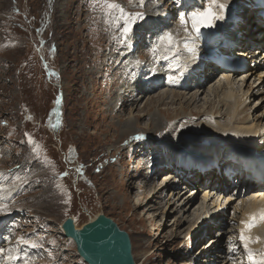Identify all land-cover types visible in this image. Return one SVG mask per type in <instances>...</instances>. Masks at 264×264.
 Returning a JSON list of instances; mask_svg holds the SVG:
<instances>
[{"label": "rangeland", "instance_id": "374dc122", "mask_svg": "<svg viewBox=\"0 0 264 264\" xmlns=\"http://www.w3.org/2000/svg\"><path fill=\"white\" fill-rule=\"evenodd\" d=\"M118 2L128 12L144 13L126 43L105 15L103 0H0V191L6 206L0 215L5 211L14 219L28 212L17 225L15 247L22 237L32 247L30 257L39 252L30 264H87L74 242L64 236L61 223L74 215L82 224L104 212L131 234L138 263L146 258L143 264H190V258H199L193 248H199L198 252L213 256L199 259L198 264H208L207 258L213 264H250L238 238L235 213L240 211L241 218L244 204L255 194L241 202L233 195L241 204L234 203L231 225L225 229L234 256L216 228L207 227L210 238L199 239L200 228L209 220L219 221L214 216L218 210L222 215V209L216 204L226 203V191L201 208L202 194L196 187L190 188L196 198L188 197L175 181L199 173L187 170L186 159L176 164L177 157L191 155V149L181 139H173L180 127L202 138L200 148L210 146L218 136L236 134L232 129L222 132L226 127L221 118L230 109L224 96L233 89L240 94L247 83L237 78L227 84L230 77L222 79L223 74H218L196 90L163 84L152 90L150 84L156 75L165 74L161 60L166 46L161 43L164 51L160 49L159 37L171 32L176 44L185 42L180 15L185 6H190V12L196 3L200 9L207 0ZM166 6L178 9L179 17L175 11L171 21L158 22L157 15ZM16 7L24 23L7 22ZM188 28L191 31L190 21ZM198 37L193 35L188 43ZM157 45L154 57L151 50ZM180 52L175 46L172 56ZM125 85L133 91L126 87L122 92ZM111 94L121 96L119 107H108ZM110 100L113 103L114 98ZM263 114L261 107L250 118L264 120ZM72 148L77 153L73 165L66 159ZM135 162L139 174L132 178ZM156 163L166 164L163 175L155 170L156 174L143 178L141 172ZM216 179L213 188L219 184L218 189H223L224 183ZM15 247L9 248L15 253L8 250L0 255L2 264H18L19 247ZM251 249L257 259L264 255V243Z\"/></svg>", "mask_w": 264, "mask_h": 264}, {"label": "bare ground", "instance_id": "6f19581e", "mask_svg": "<svg viewBox=\"0 0 264 264\" xmlns=\"http://www.w3.org/2000/svg\"><path fill=\"white\" fill-rule=\"evenodd\" d=\"M247 1L248 0H243L241 5H235L236 0H231L229 7H228V10L225 12V18L223 20H217L215 27H213L212 29L202 28L200 36H199L200 38L198 37V40L193 39L191 41V44L187 43V48L184 46L185 45L184 41L179 40V42H177V44L175 43L176 44L175 46H178V48H180V50H181L179 56H177L176 54L174 56H172L173 50H169V45H167L166 43H162L164 46H166L164 48L165 49V51H164V49L161 45V42H159L160 49H162L166 55V57H164V59L161 60V63L164 65L165 73L168 72V78L170 79L172 84H176V85H180V86L183 84H186L189 81L190 76L192 74L197 73V72H189L187 70V67L193 65L195 63V61H197L196 70L199 71L198 68H201L203 66L205 58H200L197 55L198 52H202V51L204 52L207 49L213 47V44H216V43L221 42V41H225L226 36L229 37L232 34H234L238 28H242V26H244V28H245L247 26L248 19L245 20V18H244L245 14L242 13V6L245 5ZM205 6H206V4H205ZM164 15H166V14H164ZM165 21H167V19H165L162 22H165ZM238 23H239V25L236 26ZM260 23H262V22L260 21ZM214 31H215V35L213 34ZM217 32H219L220 35H218ZM175 46L171 45V48L175 49ZM239 52H240V50H239ZM241 53L243 54L244 51L241 50ZM161 58L162 57H160V59ZM177 64L180 65L179 68L176 67ZM209 67L211 68V65ZM181 71H183L182 75H181ZM226 72H229V71H221L220 72V74H223L222 77L224 79H226L227 77L231 78V76H233V74L231 72H229L230 73L229 75H226L225 74ZM263 75H264V71H263ZM245 77H248V75H246ZM199 78H200V76H199ZM230 78L227 80V84L234 81ZM250 78L251 77H248V79H250ZM200 80L202 81V78L198 79L199 83H200ZM220 84H222V83H220ZM125 89L123 88L121 91L122 92L128 91V90L125 91ZM250 89H251V86L249 87V89L246 90V93H248L250 91ZM129 90L133 91L132 89H129ZM117 91H119V90H117ZM246 93L243 92L241 95H239V93H237V90L233 89L231 91H228L224 96V98L226 100L230 101L229 107H228L230 109L227 111L228 116L226 115L227 117L223 116L221 118L222 123L224 122V125L226 127L225 130H224V128L222 129V132L224 134L225 132H230V129H232L236 134L232 135V133H233L232 132V133H230V134L228 133L227 135H224V136H218L219 137L218 139H214V140L211 139L212 144L210 146L204 145L203 148L199 147V143L201 144L202 138L200 139L199 138L200 136H198V135L196 137L197 141L192 142V143L180 138V136H179L180 134H182L183 132H188V130L186 129L187 127H184V128L180 127V129H178V131L175 134H173L174 141L177 142V139H181V141H184V143L187 146H189L191 149V155H188L186 157L178 156L176 159V164H179V163L182 164V160L186 159L187 170H189V169H192L194 167H199L200 165H197L194 163L198 159H201V160H199L200 164L203 165L207 169L209 167L208 163L210 161H215V160H217V158H219L221 151H218V149L222 148L223 150H226V149H224L225 145L227 147H231L233 150H239V151L246 150L248 155L259 154V152H261L263 150L264 128L262 126H258L257 123L264 124V120H260V119H257L255 117L250 118V116H251L250 109L248 108V106L244 107L245 106L244 102L239 101L240 96H243ZM120 94L121 93L119 92V95ZM109 98L110 99L114 98V101H113V103L108 105V107L109 108H117L118 104L121 100V96H119V97L117 96L116 98L110 96ZM110 99H109V102H110ZM259 117H260V115H259ZM222 123L218 122L217 124L219 126H221ZM222 137H223V139H221ZM130 143H132V141H130ZM209 153H211V157H207V155ZM195 156L202 157V158L196 159ZM207 158H209V159H207ZM160 164H162V163H160ZM201 168L202 167H200V169ZM136 169H134V170H136ZM212 174H213L212 176H214L213 178H217L215 171ZM223 174L224 173H222L221 176H231V175H229V173H226V175L225 174L223 175ZM244 174H246V173H244ZM221 179L224 181V183H227L228 178L223 177ZM244 180H246V179H244ZM137 187L139 190H141V188H142L140 183L137 184ZM249 188H254V187L250 186ZM2 190L3 189H1V191ZM245 190H247V187H245ZM245 190L243 192H247ZM1 191H0V197L2 196V192H3V191L2 192ZM5 191H4V193H5ZM0 203L4 204L5 202H4V200H0ZM5 211H3V213L0 215V217H3V219H0V231L5 226V223H6V222H4L6 220L5 217L8 216V215L7 216L4 215ZM262 212H264V193H260V194L255 195V198L246 202L243 206V209L241 210V218H240V222H239V230H238L239 236H238V238L240 237V230L242 228H244L245 229V235L249 236L251 238L249 241V247L250 248H254V249H255V247L259 248L264 243V219H260V214ZM253 216L256 217V223L253 227H251L249 229V228H247V222H249ZM7 218H9V217H7ZM9 220H11V219L9 218ZM241 221H245L246 223L242 224ZM10 250H12V254L15 253L14 249L11 248ZM4 251L5 250L3 249L2 252H0V253H3ZM0 259H2L1 256H0ZM211 260H212V258H211ZM205 261L210 262V259L208 260V258H207V259H205ZM143 263H144V261L142 262V260H140V264H143ZM0 264H2V263L0 262ZM4 264H13V263L8 261V262H4Z\"/></svg>", "mask_w": 264, "mask_h": 264}, {"label": "water", "instance_id": "95a60500", "mask_svg": "<svg viewBox=\"0 0 264 264\" xmlns=\"http://www.w3.org/2000/svg\"><path fill=\"white\" fill-rule=\"evenodd\" d=\"M179 136L190 143L197 137L189 131ZM75 160L76 149L72 148L67 161L74 163ZM61 228L64 235L73 240L79 256L87 264H138L131 234L104 212L82 224L77 216L70 215L63 220Z\"/></svg>", "mask_w": 264, "mask_h": 264}, {"label": "snow or ice", "instance_id": "6c2138e0", "mask_svg": "<svg viewBox=\"0 0 264 264\" xmlns=\"http://www.w3.org/2000/svg\"><path fill=\"white\" fill-rule=\"evenodd\" d=\"M132 0H130V3ZM105 5V15L109 16L113 23H115L119 29L120 36L123 38V42H127L131 38L134 26H137L138 22L144 19L143 12H128L124 6H122L118 0H103ZM140 5L143 4V0H139ZM230 0H207L206 6H202L200 9L193 10L188 13H182L180 15L181 24L184 26V31L187 34V40L185 41V47L187 48L188 40L192 38L193 35L199 36L202 28H212L215 27L217 20H223L225 18V12L228 10ZM191 23V31H189L188 24ZM161 43H166L167 45H174L175 38L173 33L166 32L159 37ZM159 45L154 47L151 51L155 57V53ZM169 50H175L170 48ZM141 61H137V64ZM177 68L180 67L179 64L176 65ZM183 71H181V75ZM66 174V173H65ZM3 200V197H0ZM6 206L0 203V211L5 210ZM260 219H264V212L260 214ZM245 224V221H241ZM256 223V217L253 216L249 222H247V228H251ZM240 241L244 245V249L248 255L250 264H264V255L260 259H256L253 250L249 247L250 237L245 235V229L240 230ZM18 243H28L24 238H20ZM35 246V245H33ZM27 264V261L25 262Z\"/></svg>", "mask_w": 264, "mask_h": 264}, {"label": "trees", "instance_id": "16d2710c", "mask_svg": "<svg viewBox=\"0 0 264 264\" xmlns=\"http://www.w3.org/2000/svg\"><path fill=\"white\" fill-rule=\"evenodd\" d=\"M12 7V6H11ZM11 7H9V9H11ZM16 12H17V7H16V9L14 10V12H13V17L11 18V19H9L7 22H15V20H18V21H20V22H23L24 23V21H25V19L24 20H21V16H19V15H17L16 14ZM27 18H28V16H26ZM25 17V18H26ZM9 28H10V30L11 31H16L15 29H14V27H12L11 25H9ZM16 29L17 30H21L22 28L21 27H16ZM45 34H48L47 32L45 33ZM20 37H23V35H20ZM24 119H25V121L27 122V118L26 117H24Z\"/></svg>", "mask_w": 264, "mask_h": 264}]
</instances>
